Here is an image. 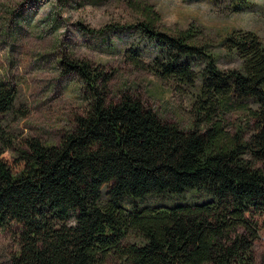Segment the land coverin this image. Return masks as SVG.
Masks as SVG:
<instances>
[{"label":"trees","instance_id":"16d2710c","mask_svg":"<svg viewBox=\"0 0 264 264\" xmlns=\"http://www.w3.org/2000/svg\"><path fill=\"white\" fill-rule=\"evenodd\" d=\"M153 21L132 26L157 44L158 55L148 65L134 62L192 89L193 127L162 121L131 94L110 100L113 70L63 57L89 95L75 128L58 144L31 137L23 148L0 129V228L19 226L10 264H105L110 257L118 264L256 263L264 224V39L227 33L220 51L237 64L223 69L197 29L172 34ZM196 60L205 62L201 73ZM18 92L0 78V116L14 111ZM237 106H246L248 120L231 134L224 117ZM9 149L14 165L1 157ZM187 191L209 198L145 203L149 195Z\"/></svg>","mask_w":264,"mask_h":264},{"label":"rangeland","instance_id":"374dc122","mask_svg":"<svg viewBox=\"0 0 264 264\" xmlns=\"http://www.w3.org/2000/svg\"><path fill=\"white\" fill-rule=\"evenodd\" d=\"M237 1L0 0V78L19 89L14 111L0 116V129L10 134L16 148H23L31 137L44 144H58L75 128L89 95L78 74L63 67V57L113 70L110 100L134 95L162 121L192 128V89L135 64V60L150 64L158 55V46L132 25L151 18L158 29L172 34L197 29L199 42H209L210 48L221 54L220 67L227 69L237 64L234 57L220 51L227 33L254 31L264 39V0H250L251 7L244 9L235 8ZM193 67L201 73L205 62L196 60ZM18 109L27 110V114L21 116ZM247 120L246 106H237L225 113L224 128L234 134ZM14 150L1 155L11 165L15 163ZM207 198L204 192L187 191L178 196L149 195L145 203L172 205ZM18 233L17 225L0 228V264H10ZM255 258V264H264V224L255 244ZM105 264L118 261L110 257Z\"/></svg>","mask_w":264,"mask_h":264}]
</instances>
